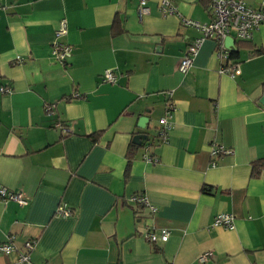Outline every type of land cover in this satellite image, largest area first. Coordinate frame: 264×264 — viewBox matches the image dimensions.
I'll return each instance as SVG.
<instances>
[{"label":"crops","instance_id":"obj_1","mask_svg":"<svg viewBox=\"0 0 264 264\" xmlns=\"http://www.w3.org/2000/svg\"><path fill=\"white\" fill-rule=\"evenodd\" d=\"M161 1L148 0L141 17L140 0H0V186L30 198L0 199V244L35 241L32 264H264V25L235 41L236 78L219 73L214 39L181 73L198 32L179 15L209 22L213 0H171L179 15L168 16ZM62 20L68 32L57 38ZM116 20L123 32L113 36ZM56 43L72 48L66 65ZM140 134L149 139L129 161ZM219 147L232 153L214 156ZM220 213L235 217L234 229L211 228ZM149 229L170 237L152 244ZM17 260L0 254V264Z\"/></svg>","mask_w":264,"mask_h":264},{"label":"built area","instance_id":"obj_2","mask_svg":"<svg viewBox=\"0 0 264 264\" xmlns=\"http://www.w3.org/2000/svg\"><path fill=\"white\" fill-rule=\"evenodd\" d=\"M160 12L164 16L178 14L177 8L172 4L171 0H162L160 3ZM140 16L143 17L149 14L150 9L148 7V0H140ZM212 18L209 22L201 23L192 20L187 17L179 15L181 23L185 27H191L198 32L192 43L188 45L185 56L182 58L179 64V71L181 73H187L194 58L197 56L202 44L209 39H214L217 43V49L215 51L216 57L222 62L219 73L229 75L232 78H236L240 75V69L238 63H236L231 56V49L226 47L225 39L228 37L234 38L238 41H251L253 39L254 32L264 25V8H253L248 6L242 0H213L211 4ZM67 22L62 20L60 26L56 31V37L60 38L67 34ZM53 57L56 61L62 65H66L68 58L71 56L72 48L69 45L56 43L52 47ZM103 81L106 83H115L116 76L111 71H106L103 75ZM2 92H11L10 87H3ZM79 94H75L78 97ZM173 107L171 104L168 106V111L165 117H163L159 123L161 130L159 132V138L162 142L168 140L169 134L172 130L173 123L171 121V114ZM47 113H52V108L47 107ZM62 129L64 133H70V129L56 125ZM231 154V150H226L223 147L214 148L212 154L217 156L218 154ZM148 162H156V158L147 157ZM0 199L7 202L13 201L20 206H27L30 203V198L24 195L22 192H14L6 187L0 186ZM128 202L139 208H148L151 213H156L157 208L151 204L146 195H132L128 198ZM60 214L63 216H72L71 209L61 207L59 209ZM235 227V217L232 214L220 213L213 218L211 228H224L232 230ZM144 237L152 244L158 242H167L170 237V231L167 229L154 230L149 229L144 233ZM15 236H9L6 243L0 244V254H10L13 251L18 253L17 264H32L31 253L34 251L36 242L26 241L23 246L17 247L15 244ZM211 252H206L200 256L201 262L208 261Z\"/></svg>","mask_w":264,"mask_h":264},{"label":"water","instance_id":"obj_3","mask_svg":"<svg viewBox=\"0 0 264 264\" xmlns=\"http://www.w3.org/2000/svg\"><path fill=\"white\" fill-rule=\"evenodd\" d=\"M225 45L226 47L232 49L235 45V40L232 37H228L225 39ZM260 102L264 105V94L260 100ZM148 123V118L146 117H142L139 120V126L142 128L146 127V124ZM149 136L148 135H144V134H140V135H136L133 139L134 144L138 145V146H144L146 144V142L148 141Z\"/></svg>","mask_w":264,"mask_h":264},{"label":"trees","instance_id":"obj_4","mask_svg":"<svg viewBox=\"0 0 264 264\" xmlns=\"http://www.w3.org/2000/svg\"><path fill=\"white\" fill-rule=\"evenodd\" d=\"M123 32V30L121 29V26L119 25V21L116 20L113 24V28H112V35L113 36H117L119 34H121ZM233 56V54L231 55ZM138 148V146L136 144H130V149L128 151V159L129 161L132 160V158L134 157V150H136ZM263 165V164H262ZM261 163L257 162L254 165V169L257 170V172L259 171V168L262 167Z\"/></svg>","mask_w":264,"mask_h":264}]
</instances>
